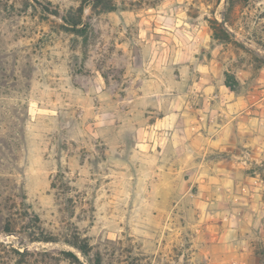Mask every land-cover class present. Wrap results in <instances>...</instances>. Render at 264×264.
Returning <instances> with one entry per match:
<instances>
[{"label":"rangeland","instance_id":"obj_1","mask_svg":"<svg viewBox=\"0 0 264 264\" xmlns=\"http://www.w3.org/2000/svg\"><path fill=\"white\" fill-rule=\"evenodd\" d=\"M81 1L0 0V264H264V0Z\"/></svg>","mask_w":264,"mask_h":264},{"label":"trees","instance_id":"obj_2","mask_svg":"<svg viewBox=\"0 0 264 264\" xmlns=\"http://www.w3.org/2000/svg\"><path fill=\"white\" fill-rule=\"evenodd\" d=\"M233 0H228V10H231L232 6L234 5ZM91 5V7L99 8L100 10L105 11H112L115 10V5L110 0H82L80 4L76 8H70L63 16V25L62 27L77 36L82 37L84 41L87 40L88 32L90 29V25L88 22L83 20V9ZM225 18V21H227V18ZM214 37L216 39H219L220 36L215 34ZM222 39L223 40H230V35L228 32H226L224 29H222ZM254 59L259 62V66H264V59L262 57H259L257 55L254 56ZM225 84L227 86H230V88H233V86L230 83V80L226 79ZM264 179V177H263ZM5 232H11V229H5ZM41 241H53L52 239H49L45 237L44 239H38ZM71 245L76 248L80 253L83 255H87L89 251L91 250V246L89 245L88 241L85 238H79L76 237L74 241H72ZM63 253L66 255V257L69 260L76 261L78 260L77 256L74 253H71L70 251H63Z\"/></svg>","mask_w":264,"mask_h":264},{"label":"crops","instance_id":"obj_3","mask_svg":"<svg viewBox=\"0 0 264 264\" xmlns=\"http://www.w3.org/2000/svg\"><path fill=\"white\" fill-rule=\"evenodd\" d=\"M158 60L159 59H155V58L154 59H149V60H147L146 63L149 62V64H153V66H156V65H158ZM138 65L139 66H138L137 69L140 68V70H141L142 69L141 63L138 64ZM172 67H174V63H172V61H169L168 65H166V69H164L165 72H166L165 74H167V70L171 69ZM163 68H165V67H163ZM161 69H162V67H160V69H158V71H154V70H151V69H148V70H149L151 75H158V73L159 74L161 73ZM162 73H163V71H162ZM154 94H159V92H156ZM237 98L239 99V97H237ZM176 114H177L176 111L167 112V113L163 114V116H160V117L156 118L154 121H152L151 123H149L148 126L150 128H161V127L166 126V125L170 126V125H172V123L174 121L173 119H170V118H171L172 115H176ZM250 121H257V118L252 116ZM231 123L232 124H229V123H223L222 124V148L225 147L223 145H227L226 144V140H227L226 136H231V133H234L236 136H240V135L242 136V135L245 134L244 126H246V124H244L242 120L238 119V122H231ZM234 124H237V126L234 125ZM248 130H250V133L252 135V133H253L252 132V126L249 127L247 125V131Z\"/></svg>","mask_w":264,"mask_h":264}]
</instances>
